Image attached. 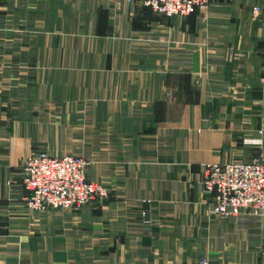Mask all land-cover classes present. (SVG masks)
<instances>
[{"label":"crops","instance_id":"1","mask_svg":"<svg viewBox=\"0 0 264 264\" xmlns=\"http://www.w3.org/2000/svg\"><path fill=\"white\" fill-rule=\"evenodd\" d=\"M259 130L264 0L170 20L139 0H0V241L38 242L30 264H264L257 220L208 217L202 185L264 153ZM38 152L85 157L111 198L34 216L20 167Z\"/></svg>","mask_w":264,"mask_h":264},{"label":"built area","instance_id":"2","mask_svg":"<svg viewBox=\"0 0 264 264\" xmlns=\"http://www.w3.org/2000/svg\"><path fill=\"white\" fill-rule=\"evenodd\" d=\"M141 1L161 15L182 18L197 10L206 12L211 3L210 0ZM86 166L83 158L73 156L57 158L39 153L31 157L23 172V187L30 194V206L35 210H72L103 199L105 190L86 180ZM203 188L213 201L211 213L221 218L264 211V158L208 165L203 169Z\"/></svg>","mask_w":264,"mask_h":264},{"label":"rangeland","instance_id":"3","mask_svg":"<svg viewBox=\"0 0 264 264\" xmlns=\"http://www.w3.org/2000/svg\"><path fill=\"white\" fill-rule=\"evenodd\" d=\"M211 1L212 0H210V2ZM139 2L142 4V6L145 9L151 10L153 14H156L157 16H160L163 19L170 20V19L176 18V17H167V16H164V15H161V14L155 12L151 7L144 5L141 0H139ZM197 11L195 12V14L196 13H201V12H197ZM195 14H193V15H195ZM258 134L261 135V136L259 135L260 138L247 140L246 143H248L249 145H252V146H256V147H263L262 137L264 136V130H259ZM252 141H259V142H253L252 143ZM39 153H46V154L50 155L47 152H38V153H35V154L31 155L26 160H24L21 163V167H20L21 168V176H22V178H23L24 166H25L26 162L31 157H33L34 155L39 154ZM50 156H52V155H50ZM67 156H73V155H67ZM67 156H61V157L52 156V157L63 158V157H67ZM73 157H79V158H83L85 160V162L87 163V166H86V180L88 182H91V183H94V184H97V185L101 186L105 190L106 196L103 199L97 200V201H95L93 203L89 202V203L83 205L82 207H80L79 209H72V210H52V209L35 210L28 203V200L30 198V194H28L24 198L25 205H26V208L28 209V211L30 213H32L34 216L35 215L37 216V215L42 214V213H45L48 210L49 211H53V212L79 213L84 207H86L88 205L95 204V205H98V206H102L103 204L108 202V200L111 198V192H110L108 187L103 182L93 181V180H91L89 178L88 172H89L91 163L83 156H76L75 155ZM255 157L264 158V153L262 151H257L254 154L253 158H255ZM220 164H224V163H220ZM210 165H214V164H210ZM206 166H208V165H206ZM206 166H204L203 169ZM203 169H202V185H203ZM22 187H23V181H22ZM203 192H204V188H203ZM204 194H205V192H204ZM205 196L209 200V203L207 204V207L205 208V213H206V215L208 217H211V218H214V219H218V220H229V219L238 218V217H241V216L250 217L252 219L257 220V225H258L257 230H259V234H260V232H263L262 235H259V236H262L264 238V211H252V212H247V213H244V214L236 216V217L221 218V217L211 213V208L213 207L212 198L210 196H207L206 194H205ZM141 218H142L143 223L148 224V225L152 224V217H151V211L150 210H143L141 212ZM259 236H258V238H260ZM32 237L35 238L36 236L33 235ZM37 247H39V243L36 242V241H32V242H11V241H5V240L4 241H0V264H26V263L30 264V262H31L30 260L31 259L34 260V258L37 256V255H35L37 253ZM262 249L264 250V244H262ZM201 264H209V263H208L207 259H203L201 261Z\"/></svg>","mask_w":264,"mask_h":264}]
</instances>
